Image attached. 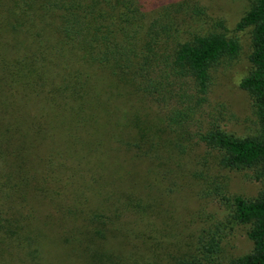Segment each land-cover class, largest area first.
I'll return each mask as SVG.
<instances>
[{"label": "trees", "instance_id": "obj_1", "mask_svg": "<svg viewBox=\"0 0 264 264\" xmlns=\"http://www.w3.org/2000/svg\"><path fill=\"white\" fill-rule=\"evenodd\" d=\"M247 1L233 32L214 21L203 33L182 39L168 15L177 3L0 0V146L21 157L44 149L49 163L44 157L40 162L51 170L27 190L34 195L24 191L30 181L25 177L16 187H0V264H48L49 255L59 251L61 264H122L110 247V238L119 234L114 222L121 217L111 207L118 212L123 206L139 222L153 209L138 198L132 211L129 194L105 197V185L114 176L157 186L166 175L197 176L184 171L186 147L179 139L186 141L187 121L207 101L213 69L238 58L236 33L245 31L250 70L239 87L252 99L256 130L236 136L209 124L197 138L217 154L219 167L250 172L262 184L251 198L229 195L214 180L206 185L205 194L228 210V224L249 227L253 245L249 253L219 264H264V0ZM154 92L166 102L177 94L180 108L167 112L156 105V115L143 112ZM77 172L84 183L89 176L95 184L90 199H98L83 210ZM62 173H69L66 179ZM61 190L67 197L60 198ZM38 196L48 199L46 215ZM221 230L204 231L198 253L175 264H211L220 252Z\"/></svg>", "mask_w": 264, "mask_h": 264}, {"label": "rangeland", "instance_id": "obj_2", "mask_svg": "<svg viewBox=\"0 0 264 264\" xmlns=\"http://www.w3.org/2000/svg\"><path fill=\"white\" fill-rule=\"evenodd\" d=\"M153 1L160 6L177 3L172 13L168 15L173 29L179 31L182 39H188L192 33H203L214 21H223L227 29L233 32L236 23L249 6L247 0ZM236 36L241 46L238 58L230 64H221L213 69L207 101L192 113L191 120L187 121L186 141L179 139L183 144L182 147H186L185 155L182 158V160H186L182 163L184 171L191 169L197 176L188 173L187 178L179 179L166 175L163 179V186L127 181L122 177L114 176L117 179H114L111 184L105 185V197L118 193L129 194L128 197L133 200L130 210L135 211L134 202H137L138 198L142 199V202L152 205L153 209L145 222H139L137 218L130 216L131 213L123 212L125 210L123 206V210L120 208L118 212L114 207H111L113 213H119L121 217L114 222L115 227L119 229V234L117 233L113 239L110 238V247L116 251L122 264H175L182 257L196 255L198 253V238L204 231L208 235L210 230L213 231L216 227H221L222 239L220 252L214 257L211 264L227 263L252 250V242L247 237L249 227L228 224V210L224 205L214 202L205 194V191L207 190L206 185L214 180L229 195L251 198L258 193L262 184L254 181L250 172L224 170L219 167L217 154L207 150L198 142L197 138V134L200 131L204 132L209 124L217 125L223 131L236 136L251 135L256 130L252 99L239 87L240 81L250 70L247 58L250 52L249 31L236 33ZM178 86L176 83L174 87L178 88ZM183 88L188 89L189 85L183 83ZM176 95L174 93L172 98H169L170 102H166L159 96V93H152L149 98L150 106L146 107L143 112L149 113L153 110L151 115H156L159 111L156 105L162 109L164 106L167 112H170L171 108L179 109L178 100H175ZM47 154L48 152L44 149H31L26 151L25 157H21L6 144L0 146L1 189L3 184L7 186V189L20 185L21 177H25L30 181L29 185L23 189L25 192L32 191L38 181H41L40 175H48L51 172L49 165L46 168L43 162H40L42 157L44 158L41 160L46 161ZM120 155L121 159L127 163L128 158L124 151H121ZM16 157L19 159L18 164ZM23 160L25 163L22 162ZM44 163H49V160ZM68 174L62 173L60 176L62 179H66ZM80 174L82 173L80 172ZM85 178L87 183L83 182V176L82 178L78 177V172L74 175V180H77L75 188L82 210L87 206L91 207L98 201V199L93 201L90 199V195L95 190V184L88 181L89 176L85 175ZM171 178L173 179L171 180ZM74 180L71 177V181ZM48 181L53 184L52 178H49L45 181L47 187ZM169 183L174 186H170ZM28 194L29 196L34 195L32 192H28ZM47 194H51L50 190L47 191ZM60 194V198L67 197L63 190L60 191ZM38 198L41 201L39 209L43 215H46L50 211V206L47 204L48 199L44 198L43 201L39 196ZM14 199L20 200L19 198ZM101 212L110 216L107 210H101ZM52 215H55L54 211ZM204 235L207 237L206 234ZM60 252L55 256L50 254L51 260L48 264H61L64 258L60 256Z\"/></svg>", "mask_w": 264, "mask_h": 264}]
</instances>
